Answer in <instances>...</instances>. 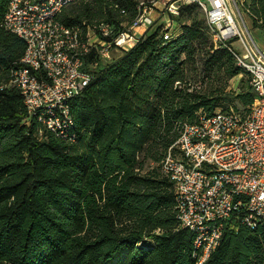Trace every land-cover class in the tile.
I'll return each mask as SVG.
<instances>
[{
	"label": "trees",
	"instance_id": "trees-1",
	"mask_svg": "<svg viewBox=\"0 0 264 264\" xmlns=\"http://www.w3.org/2000/svg\"><path fill=\"white\" fill-rule=\"evenodd\" d=\"M10 1L0 0V264H196L193 233L180 227L160 166L184 124L225 104L215 80L241 76L237 100L252 104L250 75L230 46L216 48L199 8L182 7L171 18L179 33L151 26L118 59L89 70L64 137L30 117L9 86L26 48L3 27ZM139 4L78 0L57 20L83 36L100 23L130 22ZM245 6L264 32V0ZM95 58H84L85 69ZM147 161L158 166L144 173ZM228 222L205 264H264V221Z\"/></svg>",
	"mask_w": 264,
	"mask_h": 264
},
{
	"label": "built area",
	"instance_id": "built-area-1",
	"mask_svg": "<svg viewBox=\"0 0 264 264\" xmlns=\"http://www.w3.org/2000/svg\"><path fill=\"white\" fill-rule=\"evenodd\" d=\"M77 1L11 0L3 19V27L26 44L22 67L13 72L9 86L20 92L30 117L64 137L73 128L70 102L94 78L89 70L113 61V52L129 51L141 37L137 30L154 24L158 5L167 30L181 7L197 6L214 46L229 45L237 65L250 75L255 98L245 113L201 114L196 123L182 126L161 162L174 186L180 227L193 233L195 263L205 264L228 221L249 228L264 221V52L246 27L244 13L250 11L244 0H150L139 4L130 22L100 23L83 37L78 26L57 20L64 7ZM92 52L95 61L85 69L84 58Z\"/></svg>",
	"mask_w": 264,
	"mask_h": 264
},
{
	"label": "rangeland",
	"instance_id": "rangeland-1",
	"mask_svg": "<svg viewBox=\"0 0 264 264\" xmlns=\"http://www.w3.org/2000/svg\"><path fill=\"white\" fill-rule=\"evenodd\" d=\"M136 1L139 2V3H142V2L148 3L150 0H136ZM199 14H200V18L205 21V22L204 21L203 22L206 23L205 15H204V13L200 9H199ZM164 17H165V15H163V12H161L159 10V5H158V8H155L153 10V12H152V18L154 20V24L152 25V27H151L150 30L155 29L157 26H159L160 24H162V22H165L164 19L166 17L165 18ZM172 25L175 26L173 28L172 32L173 31H176V28H180V23H178V22H174V23H172ZM143 30L144 29H142V31H140V32L138 31V32L144 34L147 31V30L146 31H143ZM138 32H137V34H138ZM121 54L122 53H120V52H113L112 55H111L112 60L118 59L119 56H121ZM240 78H241V76L234 77V78H232L231 80H228V81L215 80L216 81V88H224L225 94H227L229 96L227 98L225 104L223 105V107H220L216 111L221 110V109L222 110H231L232 109V110H234L236 112H239V113H242L243 114L248 109V107L245 109V107H243L238 102L237 97H236L237 94L240 91V85H241ZM155 166H158V165L153 164L151 161H147L146 162V165H145L144 173L150 172Z\"/></svg>",
	"mask_w": 264,
	"mask_h": 264
},
{
	"label": "crops",
	"instance_id": "crops-1",
	"mask_svg": "<svg viewBox=\"0 0 264 264\" xmlns=\"http://www.w3.org/2000/svg\"><path fill=\"white\" fill-rule=\"evenodd\" d=\"M245 1V0H244ZM165 18V17H164ZM164 20H167V18H165ZM174 21V20H173ZM244 21H245V24H246V27L248 28V30L251 32V35H252V37H253V39L256 41V43H257V45L259 46V48L264 52V32L263 31H261V30H259V29H255L254 28V25H253V18L251 17V15L250 14H246V13H244ZM175 22V21H174ZM173 22V23H174ZM163 24L165 23V22H162ZM165 25V24H164ZM175 26H173L172 27V29H169L168 31H169V34L171 35V34H177V33H179V30H180V28H176V31H173L172 32V30H173V28H174ZM148 30V29H147ZM140 32V31H142V29H138L137 30V32ZM144 31V30H143ZM146 31V30H145ZM138 32V34L139 35H141V36H143L144 34H142V33H139ZM123 54V53H122Z\"/></svg>",
	"mask_w": 264,
	"mask_h": 264
}]
</instances>
